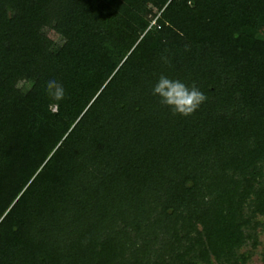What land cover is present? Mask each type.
I'll return each instance as SVG.
<instances>
[{
	"label": "trees",
	"instance_id": "1",
	"mask_svg": "<svg viewBox=\"0 0 264 264\" xmlns=\"http://www.w3.org/2000/svg\"><path fill=\"white\" fill-rule=\"evenodd\" d=\"M263 162L264 0H0V264H244Z\"/></svg>",
	"mask_w": 264,
	"mask_h": 264
},
{
	"label": "clouds",
	"instance_id": "2",
	"mask_svg": "<svg viewBox=\"0 0 264 264\" xmlns=\"http://www.w3.org/2000/svg\"><path fill=\"white\" fill-rule=\"evenodd\" d=\"M167 62L165 58V63ZM45 91L53 101H60L65 97L63 85L54 79L46 82ZM152 94L158 96L160 104L170 109L173 115L185 117L192 115L207 99L195 84L189 86L164 74L159 76L152 88Z\"/></svg>",
	"mask_w": 264,
	"mask_h": 264
},
{
	"label": "rangeland",
	"instance_id": "3",
	"mask_svg": "<svg viewBox=\"0 0 264 264\" xmlns=\"http://www.w3.org/2000/svg\"><path fill=\"white\" fill-rule=\"evenodd\" d=\"M40 32L46 34L51 39H56V34L46 27H41ZM28 85L21 84L19 87L22 91L27 88ZM263 171H264V162H263ZM259 221H264L263 216H258ZM244 249L251 251V254L248 260L244 264H264L261 259L262 253H264V225L262 229H258L257 237H256V245L252 248L247 244Z\"/></svg>",
	"mask_w": 264,
	"mask_h": 264
}]
</instances>
